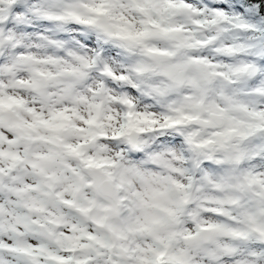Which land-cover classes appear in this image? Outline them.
Returning <instances> with one entry per match:
<instances>
[{
	"label": "clouds",
	"instance_id": "9594fccd",
	"mask_svg": "<svg viewBox=\"0 0 264 264\" xmlns=\"http://www.w3.org/2000/svg\"><path fill=\"white\" fill-rule=\"evenodd\" d=\"M68 2L95 23L52 21L20 51L0 45V98L19 101L0 108V137L14 142L0 148L22 158L17 167L39 189L28 196L109 245L120 264L155 261L154 252L164 253L157 264H264V137L244 136L264 122L249 115L264 112V76L235 86L213 77L198 87L190 70L178 80L176 66L200 57L232 65L246 58L181 46L186 33L160 35L129 0H111L101 13L80 6L99 0ZM151 17L191 27L186 13ZM145 30L153 34L140 36Z\"/></svg>",
	"mask_w": 264,
	"mask_h": 264
},
{
	"label": "snow or ice",
	"instance_id": "6c2138e0",
	"mask_svg": "<svg viewBox=\"0 0 264 264\" xmlns=\"http://www.w3.org/2000/svg\"><path fill=\"white\" fill-rule=\"evenodd\" d=\"M110 2L99 0L95 6H80L88 7L90 12L101 13L104 5ZM129 3L135 11L149 17L146 23L158 29L160 35L186 33L181 38V46L211 47L215 53L225 57L246 58L232 65L200 57L190 62L194 69L190 65L176 66L178 80H182L184 73L190 70L199 73V79L193 81L198 87L209 84L213 77H222L235 86L239 82L237 78H254L250 80V84H254L264 76V0H129ZM77 7L68 0H0V45L7 43L20 51L30 33L43 30L52 21L71 19L85 24L95 23L82 17ZM180 12L191 19L190 28L183 25L162 27L151 17L152 13H156L161 21H165ZM152 34L148 30L139 33L144 37ZM2 52L4 49L0 46ZM4 62V55H0V65ZM257 91L264 94V88ZM224 98L229 100L227 96ZM18 103L12 97L0 98V108ZM217 111L224 109L221 107ZM59 115H53L52 119ZM249 115L264 121V112L252 111ZM39 122L48 126L46 121ZM244 136L252 140L258 136L264 137V122L249 125ZM13 143L10 136L7 140L0 137V145L7 144L10 149ZM257 151L259 149L249 152V159L254 164L260 163ZM5 159L9 161L7 168L0 167V264H120L118 257L109 251V245L100 243L83 229L69 225L64 217L46 209L42 201L28 196L39 189L30 186L21 174L17 165L23 160L17 153L0 148V160ZM203 166L208 167L207 164ZM249 179L258 182L255 175ZM54 195L59 197L60 194ZM61 203L71 206L72 201L61 200ZM54 228L64 232L71 228L75 235L60 236ZM229 234L241 241L245 239L239 231L233 230ZM50 239H55L59 247L51 245ZM65 240L70 243L65 245ZM121 251L126 253L128 249ZM153 255L155 261L144 257L133 259L137 264H157L164 253L154 252ZM178 264H193V260H181Z\"/></svg>",
	"mask_w": 264,
	"mask_h": 264
}]
</instances>
